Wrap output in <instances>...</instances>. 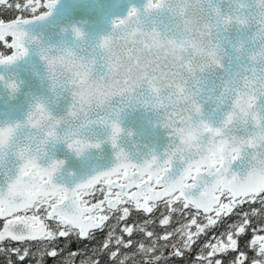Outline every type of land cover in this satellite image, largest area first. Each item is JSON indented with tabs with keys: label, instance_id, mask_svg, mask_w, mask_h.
I'll return each mask as SVG.
<instances>
[{
	"label": "snow or ice",
	"instance_id": "snow-or-ice-1",
	"mask_svg": "<svg viewBox=\"0 0 264 264\" xmlns=\"http://www.w3.org/2000/svg\"><path fill=\"white\" fill-rule=\"evenodd\" d=\"M124 3L0 0V253L55 260L64 240L76 264L70 245L103 234L109 264H161L236 216L196 264H264V0Z\"/></svg>",
	"mask_w": 264,
	"mask_h": 264
},
{
	"label": "trees",
	"instance_id": "trees-1",
	"mask_svg": "<svg viewBox=\"0 0 264 264\" xmlns=\"http://www.w3.org/2000/svg\"><path fill=\"white\" fill-rule=\"evenodd\" d=\"M17 0H9V3L14 4ZM19 2H23V0H19ZM22 14V13H21ZM17 15V13L14 10L8 9L5 6H0V18H3L5 20H8L12 17ZM23 15V14H22ZM0 51H3L7 53V49L3 46V43L0 42ZM158 216V213L154 214L153 218H156ZM180 219L179 217H174V221ZM237 219L236 216L229 217L225 219L218 227L210 230L207 235L202 236L200 240L193 246L190 252H186L184 257L182 259L180 258H167V252L170 251L168 248H162L161 251L165 254V258L161 261V264H196V256L198 255L199 251L201 250V246L204 244L205 241L212 238V236L219 235L221 232H223L227 225L232 223ZM144 220L143 214H138L136 212H133L131 220L129 223L135 221L137 223H140ZM264 220V217H257L253 220V226L258 225L259 223ZM1 225V222H0ZM175 223H173L172 227H175ZM150 230H153L155 233L160 234L161 232L165 231V229H161L155 225H150ZM168 231H171V228L167 229ZM251 233H249L248 236L244 237L240 241V249L245 250V241L250 238ZM103 239V234H98V237L94 241H84L80 243H72L70 245L71 249H79L82 255H80L77 260L76 264H80L81 260H84L85 257L91 258V257H97L100 260V264H109V257L106 255H99L96 252V249L98 248L101 240ZM139 239H144L142 236H135L134 242ZM147 242V241H145ZM64 249L63 254L58 257L57 259L53 260L48 257H44L42 261H40V251L42 249V245L39 242L35 241H26L23 243L18 242H11V241H5L2 245L5 249H11V248H21L22 250L27 248L30 250V256L23 262V264H38V261L40 264H61V261L64 260V258L67 256V253L69 251V245L66 241L60 240L58 242ZM249 259L254 257V253L252 251H247ZM235 253H228L225 255L224 260L225 264H230L232 257H234ZM140 257H137V261H139ZM0 264H20L17 257L15 255H12L10 251H5L0 253Z\"/></svg>",
	"mask_w": 264,
	"mask_h": 264
},
{
	"label": "water",
	"instance_id": "water-1",
	"mask_svg": "<svg viewBox=\"0 0 264 264\" xmlns=\"http://www.w3.org/2000/svg\"><path fill=\"white\" fill-rule=\"evenodd\" d=\"M143 3V0H125V3L121 7L118 13L114 14H119L123 15L126 12L127 7L129 4H135L139 6L140 4ZM87 7V6H85ZM9 20V19H8ZM7 21V20H6ZM110 23L107 19L104 20V22L100 25L99 29L97 30L100 33H106L107 31L110 30ZM11 38L6 39L8 42H10ZM3 43V42H2ZM126 124L128 126L133 127L137 132H143L148 138H152L157 140L160 144L164 143V132L163 130L159 128H149L146 124H143V117L141 113H136L135 117H130L129 119L126 120ZM63 155V153H61ZM70 165L74 164L75 161L70 160L69 161ZM2 226V224H1Z\"/></svg>",
	"mask_w": 264,
	"mask_h": 264
},
{
	"label": "flooded vegetation",
	"instance_id": "flooded-vegetation-1",
	"mask_svg": "<svg viewBox=\"0 0 264 264\" xmlns=\"http://www.w3.org/2000/svg\"><path fill=\"white\" fill-rule=\"evenodd\" d=\"M138 214H140V213H138Z\"/></svg>",
	"mask_w": 264,
	"mask_h": 264
}]
</instances>
